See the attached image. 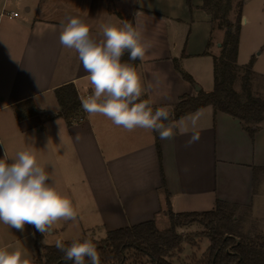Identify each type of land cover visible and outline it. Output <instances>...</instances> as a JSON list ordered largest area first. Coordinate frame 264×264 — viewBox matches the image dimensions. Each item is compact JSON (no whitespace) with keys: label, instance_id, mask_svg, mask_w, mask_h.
I'll use <instances>...</instances> for the list:
<instances>
[{"label":"crops","instance_id":"0c3cea01","mask_svg":"<svg viewBox=\"0 0 264 264\" xmlns=\"http://www.w3.org/2000/svg\"><path fill=\"white\" fill-rule=\"evenodd\" d=\"M60 1L65 5L68 0ZM252 1L242 5L240 66L247 65L240 61L241 36ZM128 2L130 9L122 16L134 23L137 18L153 43L136 69L146 89L141 99L171 114L182 96L197 95V87L212 91L214 57L222 52L225 31L215 27L204 0H192V14L186 0ZM64 5L46 9L50 16L29 15L28 9L20 18L0 17V158L5 150L13 156L28 148L42 165L50 163L58 189L72 199L78 213L75 222L60 220L69 229L67 235L61 231L67 236L62 242L105 237L108 231L151 220L159 225L169 207L174 213L203 212L220 200L250 207L252 213L257 201L256 211L263 213L264 125L251 136L239 119L206 106L183 116L200 117L195 129L199 140L186 146L189 136L177 129L174 139L162 140L143 128L127 132L102 115L86 113L81 123L74 122L80 114L69 121L59 116L57 88L72 83L81 98L91 92L78 54L59 42L61 21L80 16L92 37L102 38V24L90 22L79 8L66 12ZM176 60L197 85L183 79ZM28 99L39 113L20 120L16 105Z\"/></svg>","mask_w":264,"mask_h":264},{"label":"clouds","instance_id":"9594fccd","mask_svg":"<svg viewBox=\"0 0 264 264\" xmlns=\"http://www.w3.org/2000/svg\"><path fill=\"white\" fill-rule=\"evenodd\" d=\"M60 28V44L76 51L87 73L91 92L81 98L85 113L102 115L127 132L137 128L154 131L162 140L174 139L177 129L189 136L186 146L199 140L195 131L198 113L173 123L166 108L154 110L149 100L141 99L146 89L140 75L131 63L123 60L127 54L129 61H143L153 47L137 18L134 24L124 20L120 24L100 25L99 40L92 37L88 23L80 16L61 21ZM49 164L42 165L35 151L28 148L13 156L5 150L0 158V223L19 231L26 224L31 225L45 236L51 234L58 221L77 220L73 202L58 189L48 170ZM55 246L63 253V260L72 264H86V259L88 264H101L97 246L90 238L73 240L67 246L57 239ZM0 264H32V261L21 250H10L5 245L0 247Z\"/></svg>","mask_w":264,"mask_h":264},{"label":"trees","instance_id":"16d2710c","mask_svg":"<svg viewBox=\"0 0 264 264\" xmlns=\"http://www.w3.org/2000/svg\"><path fill=\"white\" fill-rule=\"evenodd\" d=\"M235 1L204 0L203 7L212 16L215 27L225 31L222 52L220 56L214 57V88L210 92L201 89L195 96H182L170 114L171 122L190 112L212 106L215 112H225L239 119L243 128L251 136L264 125V99L254 95L251 90L250 76L253 61L245 66L238 64L243 0H239V10L235 19L231 20L229 17ZM131 22L134 24L133 20ZM123 60L131 63L136 69L141 62L140 60L129 61L127 54ZM176 69L184 80L194 86L197 85L192 76L180 67L177 60ZM240 76L241 92L235 88ZM55 94L61 106L59 116L69 121L71 116L85 113L81 107L80 94L74 84H66L57 88ZM38 113L32 99L16 105V115L20 120L33 117ZM157 149L161 158L159 145ZM239 207L237 204L218 200L213 210L203 212L174 213L170 207L168 208V215L172 221L192 218L209 227L210 245L204 251L203 256L193 261L192 264H264V238L258 240L240 236L238 239L239 236L237 237L228 226L232 223ZM178 224L180 223H172L170 231L162 232L157 228L156 222L151 220L108 231L101 240L90 239L97 246L101 264H125L129 252H134L135 254L132 255L143 258L149 264H173L169 259L177 253H182L181 244L185 240L181 234L175 232ZM42 236L43 234L37 231L35 241H39ZM70 243L65 242L64 244L67 246ZM62 257L63 253L55 245H48L42 251H38L34 264H72V261H65ZM194 258L195 256L192 255V259ZM86 264H88L87 259Z\"/></svg>","mask_w":264,"mask_h":264},{"label":"rangeland","instance_id":"374dc122","mask_svg":"<svg viewBox=\"0 0 264 264\" xmlns=\"http://www.w3.org/2000/svg\"><path fill=\"white\" fill-rule=\"evenodd\" d=\"M239 2V0L234 2L229 17L231 20H234L236 17L239 10ZM3 3H5V6ZM56 4L64 5L60 0H0V12L3 10L4 13L14 11L20 18L28 15V9H30L29 15L38 14L39 16H50L51 11H47L46 9L52 8ZM66 4L68 5L67 8H65L66 12H69L71 8H79L81 11L86 12L88 15L86 18H89L90 22L95 24H117L118 22H122L125 20L124 16H122L123 12L130 9L128 0H68ZM66 4L64 6H66ZM186 5L189 14H192L194 10L192 0H186ZM246 13L248 15V22L242 31L240 61L246 64L253 61L250 76L251 90L254 95L264 99V0H253L249 7L246 8ZM4 16L8 15L5 14ZM127 21L131 20L127 19ZM186 38L188 39L187 36ZM235 88L239 92L242 91L241 76L236 82ZM256 208L257 201L253 209L254 212L252 213L250 207H239L236 210L232 223L228 226L231 227V231L237 235V237L239 236L238 239L240 236L242 238L250 237L258 240L264 238V212H257ZM177 222L180 224L175 227V232L181 234L185 239L181 244V246H183V251L182 253H177L169 260H171L173 264H192L193 261L203 256L204 251L210 245V239L208 238L210 231L208 229L209 227H206L204 224L192 218H184L183 221H175L174 219L172 221L168 214H166L162 222H159V225L156 224V226L160 231L165 232L170 231L172 223ZM93 229L94 228H91L88 231H92ZM52 231H54V233L51 232V234L43 235L39 241L34 242L37 230L33 226L26 224L24 230L19 231L1 223L0 247L8 245L10 246V250L19 249L26 257L33 261L37 252L36 249L42 251L45 246L55 245L57 239H66L67 236L62 235L64 232L66 235L69 234L67 223H63L62 221H58L54 224ZM61 231L64 232L61 233ZM100 234L102 233L100 232L99 235ZM103 238L104 237H96L93 239L101 240ZM132 254L135 253H128V259L125 264H142L143 262L144 264H149L143 258L141 259ZM192 255L195 256L194 259H192Z\"/></svg>","mask_w":264,"mask_h":264},{"label":"built area","instance_id":"2783aa9c","mask_svg":"<svg viewBox=\"0 0 264 264\" xmlns=\"http://www.w3.org/2000/svg\"><path fill=\"white\" fill-rule=\"evenodd\" d=\"M5 14H7L8 16H18V14L14 11H10V12H7V13H4V10L0 12V17L4 16ZM86 97V96H85ZM86 113H83V114H80L78 115L75 119H74V122L76 123H81V122H84V120L86 119Z\"/></svg>","mask_w":264,"mask_h":264},{"label":"water","instance_id":"95a60500","mask_svg":"<svg viewBox=\"0 0 264 264\" xmlns=\"http://www.w3.org/2000/svg\"><path fill=\"white\" fill-rule=\"evenodd\" d=\"M197 90H200L199 87H197Z\"/></svg>","mask_w":264,"mask_h":264}]
</instances>
